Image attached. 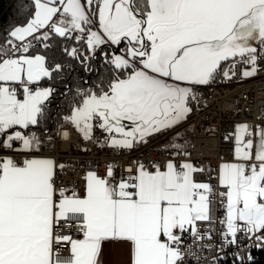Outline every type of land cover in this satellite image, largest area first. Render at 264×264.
I'll return each mask as SVG.
<instances>
[{
	"label": "snow or ice",
	"instance_id": "6c2138e0",
	"mask_svg": "<svg viewBox=\"0 0 264 264\" xmlns=\"http://www.w3.org/2000/svg\"><path fill=\"white\" fill-rule=\"evenodd\" d=\"M20 11L25 21L0 39V264H65L61 248L68 264H106L111 241L127 245V264H199L201 250L219 264L230 247L234 264H254L251 249H264V118L224 137L233 157L218 167L220 191L196 180L210 170L179 141L201 87L264 72V0H25ZM61 44L87 71L99 54L105 73L76 89L61 127L116 152L167 136L169 159L136 160L127 175L109 163L104 176L84 172L82 190L57 187L65 165L40 153L56 94L43 82L65 70Z\"/></svg>",
	"mask_w": 264,
	"mask_h": 264
},
{
	"label": "built area",
	"instance_id": "2783aa9c",
	"mask_svg": "<svg viewBox=\"0 0 264 264\" xmlns=\"http://www.w3.org/2000/svg\"><path fill=\"white\" fill-rule=\"evenodd\" d=\"M43 84L49 86L45 81ZM199 95L201 107L189 120L193 128V137L192 146L186 147L190 155L185 158L197 166L210 170L197 175L195 177L197 181L208 182L220 191L222 189L218 186V167L223 162L231 161L233 157V144L224 137L234 131V126L239 121L253 125L264 118V72L253 78L237 77L231 82L220 80L218 85L201 87ZM161 145L160 139H151L148 144L137 150L116 152L84 141L72 126L64 124L51 142L46 143L40 154L52 157L57 163L65 165L64 172L57 179V187L64 189L78 185L82 190V174L86 171H96L98 175L104 176L109 163L116 165L118 174L123 175H127L130 169L135 171L133 162L136 160L149 167L153 162L164 163L170 157L162 151ZM224 215L223 209L215 214L217 220ZM215 229L218 232L221 225L217 223ZM76 235L80 238V233ZM214 241H219L218 235L215 236ZM244 243L248 242L244 241ZM60 251L63 253L61 259L68 263L70 256L63 248ZM235 251L234 247L225 249L224 259L231 257ZM259 251L264 249H251L252 257H255ZM202 259L203 257H200V263ZM187 264H193L192 259H188Z\"/></svg>",
	"mask_w": 264,
	"mask_h": 264
},
{
	"label": "trees",
	"instance_id": "16d2710c",
	"mask_svg": "<svg viewBox=\"0 0 264 264\" xmlns=\"http://www.w3.org/2000/svg\"><path fill=\"white\" fill-rule=\"evenodd\" d=\"M25 0H0V39L4 38L5 33L15 25L21 24L26 19V14L20 11ZM64 44L59 45L56 49L55 60L62 62L65 70L53 81H45L56 90V94L50 104L51 118L47 121L46 129L50 131L52 137L56 136L59 126L62 124V117L68 114L70 103L74 100V94L78 87L90 88L100 83L104 68L102 61L98 58L91 63V71H87L75 60L61 55ZM67 46H79L75 41L68 42ZM36 52L45 54L42 47H37ZM52 56L51 52H47ZM254 264H264V251H259L255 258Z\"/></svg>",
	"mask_w": 264,
	"mask_h": 264
},
{
	"label": "rangeland",
	"instance_id": "374dc122",
	"mask_svg": "<svg viewBox=\"0 0 264 264\" xmlns=\"http://www.w3.org/2000/svg\"><path fill=\"white\" fill-rule=\"evenodd\" d=\"M218 84H220V80H218L216 83H214V84H212V85H218ZM190 118H191V117H190ZM189 120H190V119H189ZM241 123H245V122H243V121H239V122H237V124H241ZM237 124H236V125H237ZM60 127H61V125H60L59 128H58V132H59ZM183 127H184V129H187V131L184 132V131L182 130V136L184 137V139L181 140V141H179V142L187 144V139H188V137L190 136V134L193 132V128H192V124H191L190 121H187V123H186ZM191 129H192V132H191ZM101 135H102V134H101L99 131L96 132V136H101ZM157 138L160 139V140H162V141H163L162 143H164V142L168 139L167 136H160V137H157ZM153 139H154V138H153ZM189 146H190V147L192 146V141H191V144H190ZM189 146H187V147H189ZM218 242H219V241H213V242H212V246L215 247V244L218 243ZM252 253H253V252H251V254H252ZM213 255H215V253H214L213 251H211V250H208V251H203V250H201V251L199 252V256H200V257H203V259H202L201 263H200V261H199V264H211V258L213 257ZM220 255L223 257V259H221V260L219 261V264H234L233 255H232L231 257L226 258V259H224V253H221ZM253 258H255V257H253ZM228 261H229V262H228ZM192 263H193V264H196V260H195L194 258H192Z\"/></svg>",
	"mask_w": 264,
	"mask_h": 264
},
{
	"label": "crops",
	"instance_id": "0c3cea01",
	"mask_svg": "<svg viewBox=\"0 0 264 264\" xmlns=\"http://www.w3.org/2000/svg\"><path fill=\"white\" fill-rule=\"evenodd\" d=\"M191 132H192V129H191ZM192 134L193 132L190 134V136L187 139L186 147L191 144L192 137H193ZM49 158H52V157H49ZM105 261H106V264H127V261H128L127 245L121 241L108 242L105 248ZM65 264H68V263H65Z\"/></svg>",
	"mask_w": 264,
	"mask_h": 264
},
{
	"label": "bare ground",
	"instance_id": "6f19581e",
	"mask_svg": "<svg viewBox=\"0 0 264 264\" xmlns=\"http://www.w3.org/2000/svg\"><path fill=\"white\" fill-rule=\"evenodd\" d=\"M192 135H193V134H192ZM154 139H158V138H154ZM162 142H163V141L161 140V144H163ZM200 150L202 151V150H203V148H201ZM227 162H228V161H227ZM223 163H224V162H223Z\"/></svg>",
	"mask_w": 264,
	"mask_h": 264
}]
</instances>
